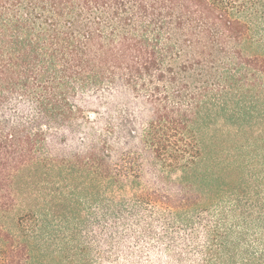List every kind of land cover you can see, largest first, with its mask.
<instances>
[{
	"label": "trees",
	"instance_id": "trees-1",
	"mask_svg": "<svg viewBox=\"0 0 264 264\" xmlns=\"http://www.w3.org/2000/svg\"><path fill=\"white\" fill-rule=\"evenodd\" d=\"M134 4L0 0V264H264V0Z\"/></svg>",
	"mask_w": 264,
	"mask_h": 264
},
{
	"label": "rangeland",
	"instance_id": "rangeland-1",
	"mask_svg": "<svg viewBox=\"0 0 264 264\" xmlns=\"http://www.w3.org/2000/svg\"><path fill=\"white\" fill-rule=\"evenodd\" d=\"M137 0H127V4L130 6V7H135V2H136ZM145 1H150V2H154L155 0H145ZM178 10H171V11H169V15H168V18H169V20H171V21H169V22H172V19L174 20L175 19V17L176 16H178Z\"/></svg>",
	"mask_w": 264,
	"mask_h": 264
}]
</instances>
